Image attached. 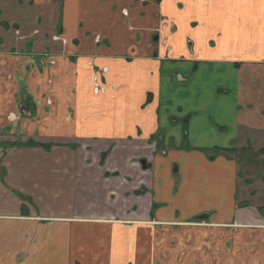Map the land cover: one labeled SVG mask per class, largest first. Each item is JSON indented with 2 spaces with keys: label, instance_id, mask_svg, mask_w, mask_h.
I'll return each instance as SVG.
<instances>
[{
  "label": "crops",
  "instance_id": "1",
  "mask_svg": "<svg viewBox=\"0 0 264 264\" xmlns=\"http://www.w3.org/2000/svg\"><path fill=\"white\" fill-rule=\"evenodd\" d=\"M56 18L0 0V264H264V0Z\"/></svg>",
  "mask_w": 264,
  "mask_h": 264
},
{
  "label": "rangeland",
  "instance_id": "2",
  "mask_svg": "<svg viewBox=\"0 0 264 264\" xmlns=\"http://www.w3.org/2000/svg\"><path fill=\"white\" fill-rule=\"evenodd\" d=\"M55 2V5H56V9H57V26L52 28V29H48L47 31L45 30L44 32L42 33H39V31H36L34 34L35 36L31 39V42H30V46L31 47H34L35 46V39L41 37V36H45V38H52V37H58L59 36V32H60V27L63 25V22H62V14H63V10H64V3H65V0H54ZM220 7V6H219ZM222 12V14L224 15L225 12L223 10H220ZM51 31V34L48 33ZM46 34V35H44ZM33 43V44H31ZM28 47L29 50L30 49V46L28 43H26V45Z\"/></svg>",
  "mask_w": 264,
  "mask_h": 264
},
{
  "label": "built area",
  "instance_id": "3",
  "mask_svg": "<svg viewBox=\"0 0 264 264\" xmlns=\"http://www.w3.org/2000/svg\"><path fill=\"white\" fill-rule=\"evenodd\" d=\"M97 88L96 89H100V84L96 83Z\"/></svg>",
  "mask_w": 264,
  "mask_h": 264
}]
</instances>
